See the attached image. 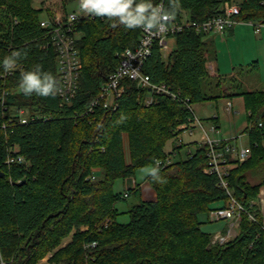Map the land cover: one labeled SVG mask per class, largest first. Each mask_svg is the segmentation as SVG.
I'll return each mask as SVG.
<instances>
[{
	"label": "trees",
	"instance_id": "1",
	"mask_svg": "<svg viewBox=\"0 0 264 264\" xmlns=\"http://www.w3.org/2000/svg\"><path fill=\"white\" fill-rule=\"evenodd\" d=\"M61 1L68 5L73 0ZM224 2L152 0L154 6L175 10V18L185 12L195 22L221 14ZM242 6L239 20L264 22V0H245ZM43 14L46 10L36 9L33 0H0V264H39L48 256L51 264H264L259 204L264 190V91L231 95L244 98L252 156L243 163L227 162L228 188L245 211L238 236L212 246V234L202 229L200 216L227 207L230 197L218 176L206 173L209 147L196 143L188 159L170 164L184 145L172 153L165 150L184 132L179 127L194 121L193 105L219 98L202 88L211 78L207 35L185 28L172 37L176 49L167 60L155 46L146 61L144 73L153 84L166 85L175 98L126 80L117 108L91 111L120 54L139 45L142 26L129 28L107 14L78 22L82 70L78 93L67 104L58 93L41 97L20 90L22 74L36 66L51 73L59 87L57 51L46 47L50 35L41 27ZM13 52L21 53L17 69L4 77L2 61ZM150 98L153 102L147 105ZM20 108L39 120L22 124L16 113ZM209 121L220 128L218 118ZM124 135L129 137L130 163ZM10 156L24 162L8 164ZM158 161L165 165L158 167ZM149 166L158 167L162 179L146 178L155 200L141 198L128 212L130 222L119 223L117 203L142 191L137 184L115 193V183L135 179L138 170Z\"/></svg>",
	"mask_w": 264,
	"mask_h": 264
},
{
	"label": "built area",
	"instance_id": "2",
	"mask_svg": "<svg viewBox=\"0 0 264 264\" xmlns=\"http://www.w3.org/2000/svg\"><path fill=\"white\" fill-rule=\"evenodd\" d=\"M244 2L245 0H225L221 14L203 22L192 21L183 12L180 19L174 17L162 21L165 25V28L162 30L157 28L147 30L142 26L143 36L139 45L135 49H126L120 54V63L117 69L110 75L107 83L102 87L100 96L93 101L91 111L101 106L106 109L117 108L116 100L121 97L123 82L126 80L136 82L141 87H150L151 91L156 93L168 94L175 98L176 95L166 85L153 84L150 76L144 73L146 61L152 55L154 47L159 46L164 54V52L169 51V39L181 33L185 28L191 27L195 28L199 33L206 35L223 36L227 31L232 30L239 24H249L255 28L256 33H261L262 29H264V22L258 21L259 24L255 25L254 21H242L238 19L242 13ZM80 3L81 0H78L79 9L77 11L69 12L61 0H54L46 7L47 18L41 21V27L48 30L50 35V42L46 47H53L57 51L58 95L67 104H71L78 93L82 70V60L78 50V41L81 38V34L77 31V24L83 19L103 17V15H96L95 13L81 10ZM160 6L164 8L163 4ZM15 69H17V64L7 69L4 77L7 75L12 76ZM152 102L153 99L150 98L147 101V105H150ZM231 109L232 104L228 103V111H231ZM16 113L22 124H28L30 121L39 120L40 118L39 115L33 114L26 108L17 109ZM196 125L204 132L203 143L209 147V167L206 173L218 176L220 186L226 190L230 197L227 207L211 211V218L215 222L228 221L238 230L242 213L245 209L232 196L233 194L228 188V182L225 177L228 175L230 166L227 165V162L230 159L239 161L240 163L247 161L252 156V148L250 144L248 147L239 148L231 140L211 138L205 129L203 121L196 116L191 125L185 124L180 126L179 129L184 132L186 130L192 132V129ZM259 126L262 127L263 124L259 123ZM210 130L212 133H218V129L214 124ZM224 142L226 143L225 145H223ZM16 161L20 163L24 162L22 157L16 159V157L10 156L7 163L13 164ZM170 162L168 161L167 164H170ZM164 165L162 161L157 162L158 167ZM125 197H128V194H125ZM259 199V204L264 213V191L261 192ZM232 232L235 233L233 229L227 233H216L214 239H212V243L215 246H224L234 238L235 234ZM92 246H96V243Z\"/></svg>",
	"mask_w": 264,
	"mask_h": 264
},
{
	"label": "rangeland",
	"instance_id": "3",
	"mask_svg": "<svg viewBox=\"0 0 264 264\" xmlns=\"http://www.w3.org/2000/svg\"><path fill=\"white\" fill-rule=\"evenodd\" d=\"M54 0H33V6L36 9L45 10L48 4H51ZM68 11H74L79 9L78 0L70 1L68 5ZM43 18H47V14H43ZM255 25H258V21H254ZM204 40L208 43V59L209 62H214L219 65V75L217 78H209L202 82V88L204 93L211 97H219L214 101H206L203 103L195 104L192 109L200 120L203 121L204 126L208 134L213 139L221 138L220 134L223 132V136L228 137L236 146L248 147L249 140L245 133L248 119L247 112L243 106L241 100H234L233 112H228V105L226 104L225 89H229L232 92L244 93L253 91H264V29L261 33H256L255 28L249 24H239L235 26L234 32L232 30L227 31L223 36L207 35ZM176 49V41L173 38L169 39V51L164 52V59L167 60L171 52ZM4 75L6 73L4 72ZM222 83V86L220 85ZM236 94V93H235ZM238 96H234L237 98ZM226 108V110H225ZM240 113H237V112ZM217 114H221L222 128L221 133H212L211 127L213 122H210V118L218 117ZM190 130H186L180 134L177 139H173L166 144L165 150L167 153H172L174 148L177 146H183L179 153L171 156V162H178L180 160H186L189 156L196 151V143H202V139L205 136L202 129L197 125ZM232 136V137H230ZM153 168L152 166L138 170L136 178L134 179L137 184H143L146 181L147 176L150 174L146 170ZM98 175L103 176V172L99 171ZM256 182V181H255ZM254 183V181H253ZM115 193H125V182L124 180H118L114 185ZM151 188H146L143 193L144 195L132 193L125 200L117 203V210L120 213L117 220L119 223L126 224L130 222L129 210L140 203L141 198L146 201L153 200V192ZM264 191V190H263ZM262 191V192H263ZM260 200V199H259ZM202 229L212 234V239L216 233L222 232L227 233L233 229L232 232L236 238L239 234V230H236L232 226V223L228 221L215 222L211 218V212L200 216ZM226 230V231H224ZM70 236L65 242L71 240ZM233 238V239H234ZM232 239V240H233ZM211 245L215 246L212 243ZM49 257V256H48ZM46 261H42L39 264H51L49 258ZM48 259V260H47Z\"/></svg>",
	"mask_w": 264,
	"mask_h": 264
},
{
	"label": "clouds",
	"instance_id": "4",
	"mask_svg": "<svg viewBox=\"0 0 264 264\" xmlns=\"http://www.w3.org/2000/svg\"><path fill=\"white\" fill-rule=\"evenodd\" d=\"M80 8L96 15L117 16L120 23L129 28L143 26L147 30L153 28L162 30L165 28L162 21L175 16V10L168 11L162 6H154L152 0H81ZM20 56V52H13L5 57L2 61L4 68L10 69L16 65ZM20 90L25 95L35 93L41 97L54 96L59 91L55 77L51 73L43 72L40 66L22 74ZM146 171L157 180H162L157 176L158 167Z\"/></svg>",
	"mask_w": 264,
	"mask_h": 264
},
{
	"label": "crops",
	"instance_id": "5",
	"mask_svg": "<svg viewBox=\"0 0 264 264\" xmlns=\"http://www.w3.org/2000/svg\"><path fill=\"white\" fill-rule=\"evenodd\" d=\"M73 1H76V0H73ZM232 32H234V28L232 29ZM207 67H208V71H209V74H210V76L211 77H213V78H217V76L219 75V65L218 64H215L214 62H209L208 61V64H207ZM221 84V86H222V83H220ZM225 98H227L226 99V104L228 105V103H231L232 104V108H234V100L235 101H237V100H241V102H242V104H243V106L245 107V103H244V98L243 97H241V96H238L237 98H234V96H231L232 94H238L237 92H232V91H230L229 89H225ZM249 92H254L253 90H251V91H249ZM225 110H226V108H225ZM227 110H228V108H227ZM246 110V109H245ZM193 112H194V114H195V116L199 119V117L196 115V113H195V111L193 110ZM229 112V111H228ZM232 112H233V109H232ZM237 113H240L239 111L237 112ZM233 114H234V112H233ZM218 115V121H219V126H220V128L218 129V132L219 133H221V126H222V123H221V121H222V118H221V114H217ZM247 123H248V121H247ZM248 126V125H247ZM195 127V126H194ZM247 128V127H246ZM245 128V129H246ZM220 136H221V138H219V139H223V140H225V139H230L229 138V136L228 137H224L223 136V132L220 134ZM230 137H232V136H230ZM202 141V143L204 142L203 141V139L201 140ZM124 150H125V157H126V162L127 163H130V161H131V158H130V150H129V137H128V135H124ZM137 186V183L135 182V180L134 179H128V180H126V183H125V188L126 189H131V188H135ZM146 188H151L150 187V185L148 184V182H144L143 184H141V191H142V195H144V193H143V191L146 189ZM151 190H152V188H151ZM151 192H153L152 194L154 195L153 196V200H155V198H156V194H155V192L152 190ZM144 198V197H143ZM48 260V259H47ZM44 261H46V259L44 260Z\"/></svg>",
	"mask_w": 264,
	"mask_h": 264
},
{
	"label": "water",
	"instance_id": "6",
	"mask_svg": "<svg viewBox=\"0 0 264 264\" xmlns=\"http://www.w3.org/2000/svg\"><path fill=\"white\" fill-rule=\"evenodd\" d=\"M4 176V173L0 172V177H3Z\"/></svg>",
	"mask_w": 264,
	"mask_h": 264
}]
</instances>
